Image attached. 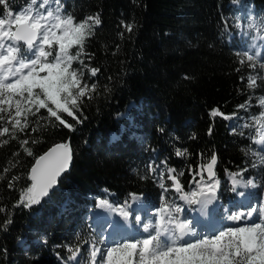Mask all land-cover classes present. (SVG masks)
Returning a JSON list of instances; mask_svg holds the SVG:
<instances>
[{
  "label": "trees",
  "instance_id": "1",
  "mask_svg": "<svg viewBox=\"0 0 264 264\" xmlns=\"http://www.w3.org/2000/svg\"><path fill=\"white\" fill-rule=\"evenodd\" d=\"M232 1L62 0L64 14L77 22L99 14L101 24L86 39L81 57L88 68L99 69L95 77L85 73L86 83L96 89L77 112L81 123L62 114L74 130L54 118L38 120L47 117L42 109L15 139L0 137L9 141L0 145V225L12 220L6 231L0 229V264H62L70 256L68 247L77 245L84 256L85 247L97 241L82 221L95 198L108 190L115 193L111 202L126 203L132 193H141L148 205H160L156 175L162 161L164 168L184 172L185 191L195 187L188 183L189 167L195 171L213 152L222 197L231 192L229 172L246 169L245 177L263 180L258 176L264 166L253 168L248 151L260 150L252 140L256 133L243 125L263 111L257 98L264 97V71L241 60L243 47L260 46L262 32L249 24L264 17V0ZM10 2L18 11L27 0ZM4 11L0 6V18ZM127 24L133 25L131 32ZM250 75L262 78L255 89L248 88ZM249 101L248 109L239 108ZM213 109L223 115H210ZM123 112L128 115H119ZM23 140L29 141L31 156L21 147ZM56 142L68 143L71 167L40 204L15 206L20 190L30 184L34 160ZM177 149H187V155L177 156ZM165 184L171 185L166 176ZM166 196L180 201L174 190Z\"/></svg>",
  "mask_w": 264,
  "mask_h": 264
},
{
  "label": "snow or ice",
  "instance_id": "2",
  "mask_svg": "<svg viewBox=\"0 0 264 264\" xmlns=\"http://www.w3.org/2000/svg\"><path fill=\"white\" fill-rule=\"evenodd\" d=\"M0 6L5 9L0 18V137L7 134L15 139L17 132L22 133L29 127V118L37 116L42 109L46 110L47 117H38V120L54 118L59 125L74 130V125L62 118V114L72 117L75 123H81L77 112L84 98L91 99L90 93L96 89V84L89 87L84 82V76L88 71L91 77H95L99 69L88 68L81 57L86 55V39L101 24L99 14L77 22L73 14H64L62 0H27L18 11L12 10L14 4L10 0H0ZM126 27L131 32L133 25L127 24ZM253 27L264 33V17L249 24L250 29ZM258 39L264 41V35ZM73 48H76L75 55L71 51ZM242 57L246 59H242L241 64L264 68V63H261L264 51L254 45L244 51ZM74 62L81 67L74 68ZM247 79L248 88L255 89L258 79L262 78L250 75ZM257 99L264 109V97ZM250 106L249 101L239 105V108L246 110ZM218 114L223 115L218 109L210 113L213 116ZM225 118L233 119L235 116ZM243 127L254 129L256 136L252 138L253 143L260 146L259 151L248 150L256 157L252 167L264 165V155L260 154L264 151V111L253 115L251 123ZM37 142L31 141L33 144ZM7 143V139L0 140V145ZM28 143V140L21 141V147L31 156L32 150L25 147ZM176 155H187V149H177ZM71 160L72 153L66 143L56 144L36 157L27 177L30 184L20 190L15 206L31 208L40 204L58 184V177L70 167ZM216 163L217 155L213 152L208 162L198 164L195 171L189 167L193 179L188 183L195 185L189 191H185L181 183L184 172H177L171 167L159 170L158 185L162 189L160 205L148 222H143L140 216L135 218L137 224H143L145 235L139 239L113 240L110 246L103 238L93 240L88 245L87 256L82 255L80 245L75 249L68 247L69 264H264V200L230 215L225 214L223 219L232 222L230 225L221 224L215 231L198 232L191 221L181 218L183 206L166 196L174 190L179 200L188 205H199L206 215L208 205L218 199L220 181L215 173ZM148 167L152 173L158 170L151 164ZM244 171L246 169L229 173L232 191H236L237 185L264 187V181L245 180ZM165 176L171 181L170 187L165 184ZM197 176L199 179H196ZM19 179L20 176L12 178L14 181ZM9 186H12L11 181ZM131 197L133 201L141 199L136 194H131ZM98 206L109 205L105 200L100 201ZM3 211L0 208V212ZM119 211L127 220L130 213L124 207ZM11 222L9 217L0 229L6 231Z\"/></svg>",
  "mask_w": 264,
  "mask_h": 264
},
{
  "label": "rangeland",
  "instance_id": "3",
  "mask_svg": "<svg viewBox=\"0 0 264 264\" xmlns=\"http://www.w3.org/2000/svg\"><path fill=\"white\" fill-rule=\"evenodd\" d=\"M232 3H234V4H236V0H233L232 1ZM241 31L243 32L244 31V29H243V27H241ZM245 33V32H244ZM261 35H264V33H261ZM260 35V36H261ZM250 47L249 46H245V47H243V52L244 51H246V50H248ZM259 50H261V51H264V41H260V46H259V48H258ZM75 50H76V48H73L71 51H72V54L73 55H75ZM262 63H264V60H262L261 61ZM73 67L74 68H79V67H81V65L77 62V63H73ZM263 71H264V68H263ZM85 73H87V71H85ZM86 76H84V82H86V78H85ZM131 104H133V103H131ZM263 111H264V109H263ZM119 115H123V116H127L128 114L126 113V112H123V113H121V114H119ZM111 137L112 138H114V137H116V133H111ZM258 138V137H257ZM253 140V139H252ZM255 144V143H254ZM256 145V147H260L259 145H257V144H255ZM255 151H259V150H255ZM260 154L261 155H264V151H261L260 152ZM252 159L254 160V161H256V157H254V156H252ZM166 166V162L165 161H162V165L159 167L161 170L164 168ZM262 166H264V165H262ZM172 168V167H171ZM165 169V168H164ZM157 178H158V173H157ZM259 179H262L263 178V180L262 181H264V175L263 174H259ZM227 178V177H226ZM250 178V177H249ZM253 178V177H252ZM219 180V179H218ZM227 180H228V182L230 183V181H229V178H227ZM220 181V180H219ZM251 189H255V188H251ZM256 200H257V202H259L260 200H264V187H260L259 189H258V191H256ZM252 205H254L253 203H252ZM251 205V206H252ZM148 206H150V210L148 211V213H147V217H149L148 218V220L149 219H151V218H153L154 217V214H155V209L156 208H158L159 207V205L157 204V203H152L151 205H148ZM246 207H248V206H246ZM184 211H185V209H184ZM183 211V212H184ZM136 216H138V215H136ZM93 218L94 217H92L91 216V212L89 211V213L88 214H86L84 217H83V222L85 223V224H87V226L89 227V229H91L92 231H94V233H95V235L97 236V241H99L101 238H103V239H105L106 241H108V244H109V246H110V243H111V241H113V240H124V239H131V238H137V239H139V238H142L144 235H145V233H143V229L141 230V232H139V230H136V232H135V234H133V235H127V236H120V235H118L115 239H113V240H110L109 238H108V235L111 233V223L110 224H108L107 226H104V224L102 225V226H97L95 223H93ZM237 223H239V222H237ZM232 224V223H231ZM218 227H220V224L218 223V224H216L215 226H212V227H210V228H202V230H201V232H205V231H215V229L216 228H218ZM91 244V243H90ZM84 256H87V254H88V246H86L85 247V249H84Z\"/></svg>",
  "mask_w": 264,
  "mask_h": 264
},
{
  "label": "bare ground",
  "instance_id": "4",
  "mask_svg": "<svg viewBox=\"0 0 264 264\" xmlns=\"http://www.w3.org/2000/svg\"><path fill=\"white\" fill-rule=\"evenodd\" d=\"M207 180V179H206ZM100 207H102V206H100ZM121 207H123V206H120V207H116L115 208V210L114 211H112V212H110L109 214H106V215H102V214H100V213H97V215H96V218H95V224H96V221L98 220V219H100V216H104V217H109L111 220H113L114 219V217L116 218V222H118V221H120L121 222V215H120V211H119V209L121 208ZM115 221V220H114ZM104 224V226H107L108 224H110V221H103V222H100V224H99V226H102ZM200 229V228H199Z\"/></svg>",
  "mask_w": 264,
  "mask_h": 264
},
{
  "label": "water",
  "instance_id": "5",
  "mask_svg": "<svg viewBox=\"0 0 264 264\" xmlns=\"http://www.w3.org/2000/svg\"><path fill=\"white\" fill-rule=\"evenodd\" d=\"M61 143H65V142H56V143H54V144H52L50 147H48L43 153H41L39 156H41V155H43L45 152H47L50 148H52L54 145H56V144H61ZM66 144H68V143H66ZM69 146V145H68ZM70 148V147H69ZM71 150V149H70ZM72 153V152H71ZM36 160V159H35ZM35 160H34V162H33V164H35ZM32 164V165H33ZM71 164H72V160H71V162H70V167H71ZM32 165H31V167H32ZM31 167H30V169H31ZM69 167V168H70ZM69 168L66 170V171H64L59 177H58V182H59V179L69 170ZM206 175H207V173H206ZM58 185V184H57ZM56 185V186H57ZM56 186L54 187V189L56 188ZM53 189V190H54ZM52 190V191H53ZM51 191V192H52Z\"/></svg>",
  "mask_w": 264,
  "mask_h": 264
}]
</instances>
